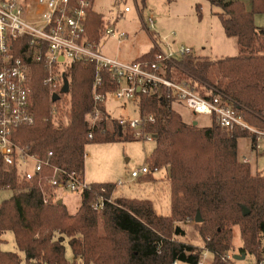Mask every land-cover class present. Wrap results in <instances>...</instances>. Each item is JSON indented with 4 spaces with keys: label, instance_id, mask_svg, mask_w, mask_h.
Returning <instances> with one entry per match:
<instances>
[{
    "label": "trees",
    "instance_id": "trees-1",
    "mask_svg": "<svg viewBox=\"0 0 264 264\" xmlns=\"http://www.w3.org/2000/svg\"><path fill=\"white\" fill-rule=\"evenodd\" d=\"M203 1L220 9L216 16L225 36L236 39L238 54L215 62L180 57L168 65V75L191 79L202 95H223L247 122L264 126L260 119L264 110V28L254 24L256 15H264V0H250L249 10L243 1ZM86 32L97 45L104 34L102 17L92 9ZM155 54L152 50L136 61H152ZM212 68L218 73L215 84L209 79ZM95 73L94 64L68 69V92L62 94L69 96V108L53 120V96L43 85L45 73L41 66H34L30 87L35 123L16 130L14 141L41 157L52 152L51 165L81 174L88 144L133 141L130 133L110 120L104 106H97L100 119L91 126ZM103 78L100 92L113 90L106 74ZM174 104V100L155 97L141 98L139 103L141 115L154 118L153 123L144 122V131L155 137L148 170L167 169L169 216L156 215L150 201L124 198L93 211L90 203L102 189L106 197L112 196L115 185L110 183L91 184L80 196L79 207L70 213L65 203L51 200L44 204L36 181H21L0 164V191L12 192L0 202V264H200L203 251L212 255L213 264H229L222 259L233 249L235 228L241 239L239 254L258 260L264 253V171L252 173L250 164H243L238 155V141L249 135L239 129L226 134L214 118L208 127H194L183 121ZM197 213L201 223L194 222ZM187 221L194 222L203 249L178 240L185 236L178 224ZM7 232L13 235L16 252L1 248ZM65 244L71 249L72 263L65 258Z\"/></svg>",
    "mask_w": 264,
    "mask_h": 264
},
{
    "label": "built area",
    "instance_id": "built-area-1",
    "mask_svg": "<svg viewBox=\"0 0 264 264\" xmlns=\"http://www.w3.org/2000/svg\"><path fill=\"white\" fill-rule=\"evenodd\" d=\"M91 9L92 3L88 0H0V164L14 171L21 181H36L44 204L51 200L62 204L58 195H82L91 187L85 184L81 173L67 172L51 165L52 152L41 157L30 153L28 147L13 139L16 130L35 123L30 87L34 66L43 68V85L52 97L62 93L67 81L66 72L71 66L94 64L95 110L89 120L91 126L99 119L101 110L97 106H104L107 95L136 104L139 112L141 98L155 97L182 103L193 115L214 118L216 125L226 134L234 129L246 132L251 150L261 151L264 126L247 122L223 95L216 92L210 97L209 93L202 95L191 79L178 80L168 75V65H173L180 57H193L192 49L180 47L177 58L171 52L158 50L152 61L127 64L103 57L98 52V45L91 42L86 32ZM124 11L129 12V8ZM146 27L152 29L151 19ZM105 34L119 40L126 38L125 33L116 34L112 29L105 30ZM103 74L107 75L114 89L101 93L105 85ZM260 117L264 122V110ZM145 121L153 123L154 118L141 115L131 121L118 120L117 125L120 129L134 131L136 139L153 141L154 136L144 131ZM241 162L249 164L250 159L244 157ZM148 173V168L143 167L132 172L131 178L138 179ZM106 204L114 203L102 189L91 201L90 208L100 211ZM222 260L231 264L235 262L228 255ZM250 264H264V253Z\"/></svg>",
    "mask_w": 264,
    "mask_h": 264
},
{
    "label": "rangeland",
    "instance_id": "rangeland-1",
    "mask_svg": "<svg viewBox=\"0 0 264 264\" xmlns=\"http://www.w3.org/2000/svg\"><path fill=\"white\" fill-rule=\"evenodd\" d=\"M232 1H243L247 10L250 9V0ZM197 5L200 6L199 9H197ZM125 8H129L130 12H125ZM92 11L102 17L104 24V34L98 43V52L103 57L121 63L135 62L148 54L154 44L165 53H173L176 58L180 47L190 48L195 57L208 59L212 62L238 54L236 39L225 36L216 16L220 9L203 0H175L172 2H168V0H94ZM150 19L153 21V27L149 30L146 26ZM254 24L256 27L264 28V15H256ZM107 29L114 30L116 34L123 32L126 34V38L122 40L112 38L105 34ZM155 53H157V49ZM209 79L211 83L217 82L218 73L215 68H212ZM59 94L61 95L60 99L50 105V118L53 120L66 113L69 108V96ZM103 105L110 120H115L116 123L121 119L131 121L141 117L136 104L117 100L111 94L106 96ZM173 108L186 123L196 122L200 128L208 127L211 124L210 117L193 115L182 103L174 104ZM121 130L124 133H130L133 141L90 143L85 147V184H113L115 185L114 194L111 196L113 203L119 198L147 200L152 203L156 215L169 216L171 209L167 169L150 171L151 180H144V177L131 178L132 172L143 167L148 168L147 159L155 147L154 141L136 139L134 131L126 128ZM263 150L264 141L261 142V151L258 152L251 150L250 138H242L238 141L239 160L241 161L244 157L249 158L252 173L264 171ZM11 194L10 190L0 191V202L9 198ZM80 196V194L62 193L57 197L63 198L68 211L74 213L80 205ZM178 226L185 232V236L178 240L203 249V241L194 230L193 221L179 223ZM2 239L4 241L1 246L3 251L16 252L14 238L10 232L3 234ZM240 246L239 231L235 228L233 230V249L226 255L240 256L238 252ZM20 256L23 259V255L20 254ZM65 258L69 263L74 261L68 244H65ZM253 260L252 257L247 256L243 261H235L233 264H250ZM226 263L231 264L230 262ZM177 264L186 263L178 262ZM200 264H213L212 255L203 251Z\"/></svg>",
    "mask_w": 264,
    "mask_h": 264
},
{
    "label": "water",
    "instance_id": "water-1",
    "mask_svg": "<svg viewBox=\"0 0 264 264\" xmlns=\"http://www.w3.org/2000/svg\"><path fill=\"white\" fill-rule=\"evenodd\" d=\"M66 92H68L67 81H65V85H64V88L62 90V93H66ZM52 100H53V102L58 101L59 100V96L58 95H53V99ZM192 125L195 127V126H197V123L193 122ZM247 213H248V211L246 209H244L243 214L246 215ZM201 221H202V219H201L200 213H197L194 222L195 223H201ZM233 259L235 261H243L245 259V255H240V256L239 255H234Z\"/></svg>",
    "mask_w": 264,
    "mask_h": 264
},
{
    "label": "crops",
    "instance_id": "crops-1",
    "mask_svg": "<svg viewBox=\"0 0 264 264\" xmlns=\"http://www.w3.org/2000/svg\"><path fill=\"white\" fill-rule=\"evenodd\" d=\"M129 12H130V10H129ZM155 48L157 49V51L160 50L159 47H157V45L154 44L153 48H152L150 51H152V50H156ZM106 114H107V113H106ZM107 115H108V114H107ZM141 177H142V178L144 177V178H143L144 180H151V177L149 176V173L146 174V175H141L139 178H141ZM83 178H84V174H83ZM113 194H114V192H113ZM113 194H112V195H113ZM113 198H114V196H113ZM62 203H64V199H63V198H62Z\"/></svg>",
    "mask_w": 264,
    "mask_h": 264
}]
</instances>
